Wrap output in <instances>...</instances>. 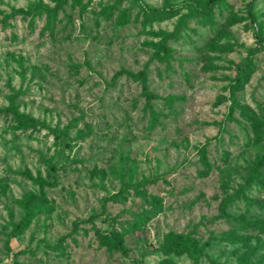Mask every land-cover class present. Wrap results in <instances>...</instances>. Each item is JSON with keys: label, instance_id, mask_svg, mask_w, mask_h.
Segmentation results:
<instances>
[{"label": "rangeland", "instance_id": "1", "mask_svg": "<svg viewBox=\"0 0 264 264\" xmlns=\"http://www.w3.org/2000/svg\"><path fill=\"white\" fill-rule=\"evenodd\" d=\"M204 1L0 0V264H264V0L188 14ZM51 165L42 190L21 174ZM170 231L199 258L164 253Z\"/></svg>", "mask_w": 264, "mask_h": 264}, {"label": "trees", "instance_id": "2", "mask_svg": "<svg viewBox=\"0 0 264 264\" xmlns=\"http://www.w3.org/2000/svg\"><path fill=\"white\" fill-rule=\"evenodd\" d=\"M167 1V0H165ZM224 0H205L203 5H198V4H194L191 6L188 14L189 15H207L209 13V11L212 9L213 5L216 3H221ZM253 0H251L252 2ZM248 15L251 17V19H254V14L253 11L250 9L248 11ZM176 34V30H173L171 33H166L163 32V38H161L158 42H157V46L163 50L164 52H166V48L164 46V41L165 38H167L170 35ZM256 37H257V41H259L260 43H262L264 45V38L261 34V32H257L256 33ZM251 52H254V50L251 49ZM251 69V62L250 61H246L244 66L238 70V72L236 73L233 81L230 84V89H231V97L233 98V102L236 103V100H234V92L239 88L240 84L242 81H244L248 75V73L250 72ZM122 75H127L130 77H138L140 80V84H141V92L142 95L145 98V103L147 105V107L149 108L151 114H152V124L156 122V114L154 112V110L152 109L151 106V101L152 100H158L161 97L155 93H153L152 91H150L149 87H148V80H147V76L144 70L139 71L138 74H135L133 72H131L130 70H126V69H119L116 72H114V74L111 77V81H114L115 79H117L118 77L122 76ZM233 103V104H234ZM233 106H231L232 108ZM8 109L13 113V115L19 119L20 121L24 122V123H29V124H38L39 121L31 116L25 115L21 112H19L17 110L16 107H14L11 103V105H9ZM264 160V155L261 156L256 165L253 166V170H254V177L257 179H260V183H261V187H264V178L258 176L259 175V169H258V165L261 164V162ZM203 163L208 167L206 161L204 160ZM56 170V167L51 165L49 170L47 171V178H44L42 176H36V177H32L28 172H21L22 175L26 176L29 179H33V181L35 183L38 184L39 188L42 190L45 186H54L57 184L56 180H52L50 181L48 178H50L52 176V172ZM264 189V188H263ZM38 200L40 198L35 197V196H29L27 197V202H28V207L26 209L25 215L24 217L21 219V221L18 223V227H23L26 225V223L32 218V216L34 215L35 211H39L38 208H35L34 206L31 205L33 200ZM95 218V215L89 217V218H84L81 219L80 221H74L73 222V227L72 229L61 235L58 240L51 244V245H47V247L52 248L55 247L57 245H59L61 243V241L63 239H65L66 237H68L69 235H71L74 231L77 230V225L78 223H87L89 221H91L92 219ZM255 226L262 232H264V219L263 220H255L254 221ZM111 234L114 236L116 235V231L111 230ZM8 247V246H7ZM161 249L163 250L164 253L169 254V253H187V255L192 258L193 260H197L199 258V255L201 253V249L200 247L197 245L196 241L194 238H192L190 235L188 234H183V233H174V232H167L164 235V240L161 244ZM112 248L115 250H120V251H125L126 248L123 245L122 241L117 239V238H113L112 240ZM28 251V249L23 248V249H19L17 251H15L13 254L17 255L20 254L22 252H26Z\"/></svg>", "mask_w": 264, "mask_h": 264}]
</instances>
